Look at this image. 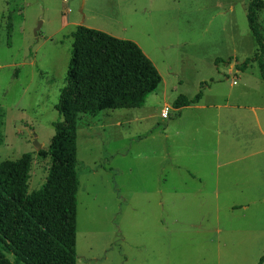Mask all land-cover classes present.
<instances>
[{"label": "rangeland", "instance_id": "1", "mask_svg": "<svg viewBox=\"0 0 264 264\" xmlns=\"http://www.w3.org/2000/svg\"><path fill=\"white\" fill-rule=\"evenodd\" d=\"M248 1L0 0V164L29 154L30 191L51 165L40 151L62 118L55 106L77 25L133 40L163 78L141 107L79 115L77 264H257L264 255V135L242 106H264V79L255 60L238 69L258 49ZM258 23L264 35V9ZM203 81L205 106L171 120L173 101ZM229 93L236 107L224 106Z\"/></svg>", "mask_w": 264, "mask_h": 264}, {"label": "trees", "instance_id": "2", "mask_svg": "<svg viewBox=\"0 0 264 264\" xmlns=\"http://www.w3.org/2000/svg\"><path fill=\"white\" fill-rule=\"evenodd\" d=\"M263 9L264 0L248 1V26L258 49L238 69L255 60L264 79V35L258 23ZM71 37L66 82L55 106L62 118L53 122L55 133L48 149L40 151L51 159L45 182L39 189L29 190V154L0 164V264H77L79 115L141 107L162 83L154 62L133 40L85 25H77ZM232 59L216 58L215 62L230 63ZM207 85V81L201 82L193 97L179 95L169 118L178 119L183 107L198 103ZM263 262L264 255L257 264Z\"/></svg>", "mask_w": 264, "mask_h": 264}, {"label": "crops", "instance_id": "3", "mask_svg": "<svg viewBox=\"0 0 264 264\" xmlns=\"http://www.w3.org/2000/svg\"><path fill=\"white\" fill-rule=\"evenodd\" d=\"M231 71H233V69L232 68H230V69H227V75L228 74H230L231 73ZM237 72H238V70H236L235 72H233L234 74H233V77H232V81H231V86L232 85H237L238 84V77L236 76V74H237ZM236 78V79H235ZM214 81V80H213ZM216 81V80H215ZM234 81H236V83H234ZM162 82H163V78H162ZM210 88V87H209ZM203 95H204V93H203ZM202 98H203V96H202ZM201 98V100L198 102V103H196V104H193V105H195V106H199V107H204L205 105L204 104H200V102L203 100ZM230 99H231V94L229 93L228 95H227V99H226V102H225V104H224V106H226V107H231V106H235L236 107V103L235 104H231V101H230ZM191 106V105H190ZM211 106H213V104H211ZM244 108H251L252 110H254V114H255V122H256V125H257V127L259 128V130L262 132V134L264 135V127H263V119H264V117L262 116V115H260L259 113H258V108H262L261 110H263L264 109V106L263 107H261V106H256V105H254V104H246V105H242ZM183 108H185V107H183ZM182 108V109H183ZM181 116H182V110H181ZM180 116V117H181ZM232 115H229V118L231 117ZM179 117V118H180ZM232 117H234V116H232ZM246 132H248L247 130H245ZM246 137L248 136L247 134L245 135ZM106 158V157H105ZM99 167H103V166H99ZM108 167H110L109 165H108ZM107 167V169L109 170L110 168H108ZM78 169H79V165H78ZM100 169H102V170H107L105 167L104 168H100ZM94 171H96V170H94ZM78 173H79V170H78ZM79 187L81 188V183H80V185H79ZM78 260V259H77Z\"/></svg>", "mask_w": 264, "mask_h": 264}, {"label": "water", "instance_id": "4", "mask_svg": "<svg viewBox=\"0 0 264 264\" xmlns=\"http://www.w3.org/2000/svg\"><path fill=\"white\" fill-rule=\"evenodd\" d=\"M40 28V24H39V26L36 28V31L38 30ZM35 146L37 147V148H40L41 147V145H40V143L37 141V140H35Z\"/></svg>", "mask_w": 264, "mask_h": 264}, {"label": "built area", "instance_id": "5", "mask_svg": "<svg viewBox=\"0 0 264 264\" xmlns=\"http://www.w3.org/2000/svg\"><path fill=\"white\" fill-rule=\"evenodd\" d=\"M234 83H236V81H234ZM167 113H168V109L166 108V109H164L163 111H162V116L163 117H166L167 116Z\"/></svg>", "mask_w": 264, "mask_h": 264}]
</instances>
